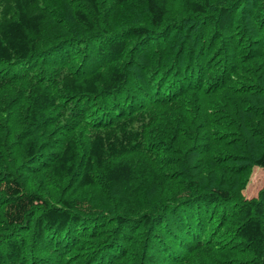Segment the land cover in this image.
Wrapping results in <instances>:
<instances>
[{
    "label": "trees",
    "instance_id": "obj_1",
    "mask_svg": "<svg viewBox=\"0 0 264 264\" xmlns=\"http://www.w3.org/2000/svg\"><path fill=\"white\" fill-rule=\"evenodd\" d=\"M264 0H0V264H264Z\"/></svg>",
    "mask_w": 264,
    "mask_h": 264
},
{
    "label": "rangeland",
    "instance_id": "obj_2",
    "mask_svg": "<svg viewBox=\"0 0 264 264\" xmlns=\"http://www.w3.org/2000/svg\"><path fill=\"white\" fill-rule=\"evenodd\" d=\"M264 183V170L259 167H255L252 174L249 184L247 185L244 194L247 197H253L256 195L258 189Z\"/></svg>",
    "mask_w": 264,
    "mask_h": 264
}]
</instances>
